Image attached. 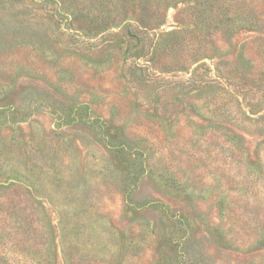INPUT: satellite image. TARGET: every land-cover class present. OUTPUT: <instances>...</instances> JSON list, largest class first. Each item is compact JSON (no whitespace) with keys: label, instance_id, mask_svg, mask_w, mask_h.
Masks as SVG:
<instances>
[{"label":"rangeland","instance_id":"1","mask_svg":"<svg viewBox=\"0 0 264 264\" xmlns=\"http://www.w3.org/2000/svg\"><path fill=\"white\" fill-rule=\"evenodd\" d=\"M0 264H264V0H0Z\"/></svg>","mask_w":264,"mask_h":264}]
</instances>
